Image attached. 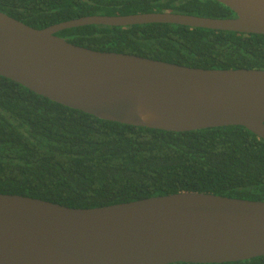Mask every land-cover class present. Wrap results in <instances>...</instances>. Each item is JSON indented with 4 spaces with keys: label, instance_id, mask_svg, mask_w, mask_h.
<instances>
[{
    "label": "water",
    "instance_id": "95a60500",
    "mask_svg": "<svg viewBox=\"0 0 264 264\" xmlns=\"http://www.w3.org/2000/svg\"><path fill=\"white\" fill-rule=\"evenodd\" d=\"M227 19L89 16L42 30L0 13V77L103 121L184 133L242 127L264 142V71L204 70L75 46L86 26L167 24L264 36V0ZM264 256V201L182 192L94 209L0 194V264H225Z\"/></svg>",
    "mask_w": 264,
    "mask_h": 264
},
{
    "label": "trees",
    "instance_id": "16d2710c",
    "mask_svg": "<svg viewBox=\"0 0 264 264\" xmlns=\"http://www.w3.org/2000/svg\"><path fill=\"white\" fill-rule=\"evenodd\" d=\"M0 13L36 30L89 16L234 17L212 0H0ZM56 36L193 69L264 71L261 35L151 24ZM182 192L264 201V142L238 126L173 133L103 121L0 77L1 195L94 209Z\"/></svg>",
    "mask_w": 264,
    "mask_h": 264
}]
</instances>
